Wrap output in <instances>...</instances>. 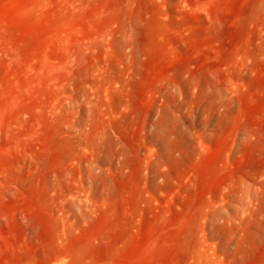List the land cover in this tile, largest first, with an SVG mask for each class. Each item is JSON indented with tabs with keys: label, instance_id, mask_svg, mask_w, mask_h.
<instances>
[{
	"label": "rangeland",
	"instance_id": "rangeland-1",
	"mask_svg": "<svg viewBox=\"0 0 264 264\" xmlns=\"http://www.w3.org/2000/svg\"><path fill=\"white\" fill-rule=\"evenodd\" d=\"M0 264H264V0H0Z\"/></svg>",
	"mask_w": 264,
	"mask_h": 264
}]
</instances>
